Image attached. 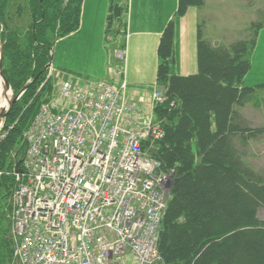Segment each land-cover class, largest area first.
Segmentation results:
<instances>
[{"label":"trees","instance_id":"16d2710c","mask_svg":"<svg viewBox=\"0 0 264 264\" xmlns=\"http://www.w3.org/2000/svg\"><path fill=\"white\" fill-rule=\"evenodd\" d=\"M54 1L31 0L28 39L32 50L28 55L32 78L41 70L50 43L64 32L68 34L78 29L81 0H66L72 12L61 20L65 30L60 26L58 8L55 11L52 8ZM195 3L197 0H179L178 12ZM172 32L169 24L158 48L160 64L156 84L158 87L167 84L166 100L153 108V116L161 123L164 136L150 152L160 163L161 170L174 171L172 198L158 241L160 258L163 264H264V221L258 218V212L264 210V174L246 167L242 162L244 153L239 150L247 146L250 139L264 136V128L246 127L243 117L234 109L244 105L245 98L254 92L251 87H242V80L250 69L247 54L255 45L256 34L248 42L212 48L198 31L197 73L180 77L171 73ZM46 33L51 36L49 43ZM13 37L17 38L9 31L4 35V49L8 47L18 52ZM15 64L13 61L12 67ZM18 72L6 78L13 83L22 76L21 68ZM18 84L21 89L23 85ZM35 88L29 85L26 93L31 95ZM49 89L45 86L41 89L43 92L34 95L33 105L35 102L38 105V99ZM33 105L21 113L20 122L12 126L0 147V162L7 148L17 141L19 131L22 141L23 131L34 116L32 113L37 111L36 106L32 111ZM6 180L10 187H4L7 193H12L13 179ZM4 187L0 186L2 197ZM8 230L10 245L3 249L14 257L10 222ZM239 253L247 259L234 263L232 259ZM2 259L0 264H3Z\"/></svg>","mask_w":264,"mask_h":264},{"label":"built area","instance_id":"2783aa9c","mask_svg":"<svg viewBox=\"0 0 264 264\" xmlns=\"http://www.w3.org/2000/svg\"><path fill=\"white\" fill-rule=\"evenodd\" d=\"M65 97L59 111L58 105L40 110L27 135L20 173L26 188L11 201L15 259L154 264L174 174L150 153L164 131L108 85ZM153 98L163 102L158 92Z\"/></svg>","mask_w":264,"mask_h":264},{"label":"rangeland","instance_id":"374dc122","mask_svg":"<svg viewBox=\"0 0 264 264\" xmlns=\"http://www.w3.org/2000/svg\"><path fill=\"white\" fill-rule=\"evenodd\" d=\"M55 1L54 4H52L53 5L52 8H54V11L55 9L58 8L60 26H62L63 29L65 30L66 28L63 26V22H61V20L64 19L66 16H68V13L72 12V10L70 9L69 4L68 2H66V0L61 3H56ZM82 1L83 0L80 1L79 25L77 31L69 32L68 34L64 32V35L58 38V40L56 39L52 42H51V36L48 37L47 33L45 34V39L48 40V43L51 42L49 46V53H45V59L41 70H39V72L35 74L36 76L32 78L31 75L29 76L30 57L28 55L30 54V50H32L31 47L29 48L30 43L28 39L30 22H32V16L30 14V9L32 8L31 0H3V1L0 0V51L2 52L1 72H2V77L6 80L9 86L8 89H6L5 86L4 88L10 93V100L7 103V107L5 108L6 110L2 108L6 112L5 116H1L3 110L0 109V147L3 146L4 142L7 140L6 138L10 133V131L12 130V126L16 124L17 121H19L20 119L19 117L21 113L25 112L29 107L30 109L32 108V105L34 103L33 100L35 98L34 95L43 92L41 91V89H43L45 86L46 89L50 88L47 92L41 95L42 97L38 99L39 106L36 104V102L35 105H33L34 107L32 111L34 112L35 106H36L35 109H37V111L34 112L35 114L32 113L31 111V113L34 116L32 118L30 117L31 118L30 124L23 131L22 141L20 140L21 133L19 131L17 141L14 142V144L11 147L9 146L7 148V151L4 156L2 155L3 158L0 162V186L2 188L5 185L10 187V182L9 180L6 179L7 178L13 179L12 193H10V191L9 193H7L8 189L7 187H4L6 191H4L2 197L1 196L2 188H0V249L3 251V252L0 251V260L3 258L2 259L3 264H19L16 261L15 257L9 256V252L7 250H5L6 252H4L3 249V247L6 248V245H10L8 241L9 222L11 224L12 242H13V246H15V240L13 235V222H12L13 209L12 206L11 209L9 208V200L12 201V197L15 190L21 191L22 188H26V185L20 187V185L22 184L20 173L22 172L23 167H25V163L27 160V158H25L26 155L29 156L28 152L26 153L27 145L28 148L30 147L29 146L30 143H27L28 142L27 135L30 128L34 127L32 125L34 124L37 116L40 115L39 111L45 108V106L47 108H50L51 106L54 105H58L56 110L59 111V108H61V106H64L67 103V98L65 97L66 94L71 95V97L73 95V98L75 99V94L81 93V90L83 89H92L96 85H108L110 86V88L116 89L120 93L121 97H119V99L122 103L135 104L136 108H138L139 111H141V108L140 106H138L137 102L134 103L133 100H129L124 97L125 88H126V81L124 79V62H125L124 48H118V49L113 48L111 50V61L112 63L118 62V64H116L115 76H112L110 79L78 81V80H74L73 78L72 79L69 78L67 74L62 72L61 69H59L60 65L59 68L57 67L56 60L61 62V64L63 63L64 53L68 52L67 45L69 40L74 36H76L77 33L79 32ZM112 1H114V3L110 6L109 9L110 11H108V14L106 15V19H105L106 20L105 21L106 29L104 30L105 35L113 37L123 32V35L125 37L126 34L125 15H127L128 9L126 5L124 7V4L117 5L116 3L117 0H112ZM197 2L198 3H195L192 6L186 7L182 13H179L177 10L176 16L177 17L184 16V14H186V11L190 7L195 8V10L198 9L197 27H196L197 34L199 31L200 35L202 36V39L205 40L212 48L215 47L218 48L220 46L229 47L230 45L236 42H248L250 38H254L255 34L257 35L261 30L264 29V0H197ZM178 5H179V0H178ZM59 22H56L57 26L59 25ZM257 26H261L262 28H258ZM8 31L11 32L14 36L16 35L17 37V38L13 37L12 39L15 43L17 42L18 52L16 51L12 52L10 48L8 49V47L7 49L6 48L4 49L5 47L4 35L8 33ZM171 35L173 42L174 30ZM53 39L54 38H52V40ZM111 39L112 38L106 41V43L109 44L111 42ZM46 51L48 52V50ZM157 54H158V49H157ZM263 56H264V34L262 35V39H260L259 42H257V44L253 48L249 49L247 54V59L253 65V70L250 75L251 77L249 81L253 85H257V84H262V85H260V87L259 86L251 87L254 89V92L250 94L249 97L247 96V98H245V100L243 101L244 105H240V106L237 105L234 107L235 111L243 117L245 126L253 129L260 127L264 128V80L262 79V77L264 76ZM261 59L263 66L260 65ZM13 61L16 63L15 64L16 66L14 65V67H12ZM158 61H160L159 54H158ZM172 61H174V56ZM25 64H27L26 67H24ZM19 68L22 69L21 72L22 76L18 75L19 77L15 82L13 83L10 82L6 78L7 75L12 74L13 76H15V73H19L18 72ZM249 71H247L244 77L249 73ZM37 78L39 80L35 81ZM18 83H20L21 86L23 85L21 89ZM31 84H33V86H35L36 88L34 89L31 95H28V93H26V90L28 86ZM68 86L71 89V92L75 91L74 94L73 92L71 93L67 91ZM156 86H157L156 91H154V93L158 92L160 96L163 97V102H164L166 100L164 96H165V90L167 88V84L161 85L160 87H158V85L156 84ZM154 93L152 94V102H151L153 108L154 105L159 104L153 101ZM14 100L15 102L11 104L12 101ZM57 102L58 104H56ZM153 118H154L153 120L155 121L154 123L155 124L157 123L163 130L161 123L158 122L154 116ZM37 137L39 136L37 135ZM34 142H36L35 145H38L39 141H37L34 138ZM47 143H51L50 141H46V146L52 147ZM34 148H37V146H34ZM239 150L241 153H244L242 162L246 167L250 168L254 172L264 174V136H259L256 139H250L247 142V146L239 148ZM31 160L32 162H35L36 156L35 155L32 156ZM31 160L29 161L30 163ZM171 180L170 182H172ZM168 185L170 187L169 190L170 194L168 197L169 199L167 200L166 211L168 209V206L172 198L171 195L172 186L169 183ZM9 190L11 189L9 188ZM5 194L8 195L4 198ZM2 198L5 200L2 201L1 200ZM39 209H41V207ZM164 218L165 215H163L162 217L160 233L162 231ZM258 218L261 221H264V210H260L258 212ZM156 246H157L158 258H160L158 252V244H156ZM245 259L247 258L243 256L241 253H239L236 255V258L232 259V261L236 263L237 261L242 262ZM125 264H134V262L130 260V261H126ZM154 264H163V263L161 259L160 260L157 259V262H155Z\"/></svg>","mask_w":264,"mask_h":264},{"label":"crops","instance_id":"0c3cea01","mask_svg":"<svg viewBox=\"0 0 264 264\" xmlns=\"http://www.w3.org/2000/svg\"><path fill=\"white\" fill-rule=\"evenodd\" d=\"M112 0H83L81 6L80 29L68 42V52L64 53L63 65L57 67L69 78L78 81L104 80L115 76L116 64L111 61L113 48H124V97L137 102L145 117H153L152 94L156 91L158 70L157 49L160 38L171 23L174 30L172 53L174 56L171 73L187 77L197 73V10L188 8L186 14L177 17L178 0H117V5H126V34L113 37L105 35L106 15ZM264 29L256 35L259 42ZM110 38L111 42L108 44ZM254 45V46H255ZM264 58V56H263ZM250 71L242 80V87H255L250 83ZM261 66L262 59H261ZM56 67V68H57ZM264 80V76L262 77Z\"/></svg>","mask_w":264,"mask_h":264},{"label":"bare ground","instance_id":"6f19581e","mask_svg":"<svg viewBox=\"0 0 264 264\" xmlns=\"http://www.w3.org/2000/svg\"><path fill=\"white\" fill-rule=\"evenodd\" d=\"M9 100H10V93L7 90H5L4 83H3L2 79L0 78V109H2V108L5 109L7 107V103L9 102ZM163 215H166V211H164ZM158 241H159V238H158ZM15 247L16 246H14L13 256L18 257L16 251L19 248V245L16 247V249H15ZM157 259L160 260L161 258H157ZM16 261L19 263L18 259H16Z\"/></svg>","mask_w":264,"mask_h":264},{"label":"water","instance_id":"95a60500","mask_svg":"<svg viewBox=\"0 0 264 264\" xmlns=\"http://www.w3.org/2000/svg\"><path fill=\"white\" fill-rule=\"evenodd\" d=\"M1 66H2V52L0 51V78H1L2 81H3L5 88L8 89V88H9L8 83H7L6 80L2 77ZM23 90H24V89H23ZM14 102H15V100L12 101L11 104H13ZM10 107H11V106H10ZM10 107H9V108H10ZM5 114H6L5 110H3L2 113H1V116H5Z\"/></svg>","mask_w":264,"mask_h":264}]
</instances>
